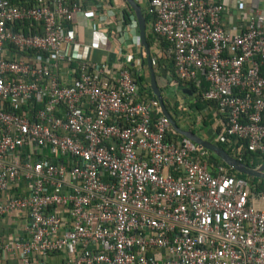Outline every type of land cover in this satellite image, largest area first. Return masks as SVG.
Segmentation results:
<instances>
[{"label": "built area", "instance_id": "1", "mask_svg": "<svg viewBox=\"0 0 264 264\" xmlns=\"http://www.w3.org/2000/svg\"><path fill=\"white\" fill-rule=\"evenodd\" d=\"M218 1L149 0L150 63L165 52L195 85L214 142L264 156V0ZM85 3L0 0V218L23 222L0 264H264V192L154 117L134 15L109 61L78 43L76 17L105 21Z\"/></svg>", "mask_w": 264, "mask_h": 264}, {"label": "crops", "instance_id": "2", "mask_svg": "<svg viewBox=\"0 0 264 264\" xmlns=\"http://www.w3.org/2000/svg\"><path fill=\"white\" fill-rule=\"evenodd\" d=\"M85 1H86L85 3L86 9L88 8L94 9V6L96 4L101 5V8H99V10H96V11L99 12L102 18H105V21L101 23L98 20V18H95L94 16H91V15L89 16L79 15L78 17H76L74 25L76 27L77 41L80 45L93 46V47L99 48L100 49L98 50L99 52L97 51L95 53L96 59H98L99 61L100 60L109 61V58H110L109 50L110 48L113 47V44H114L113 42L117 40L115 32L119 25L118 23H119L120 16H121V14L119 13L123 12L124 17L126 16L125 15L126 12L127 14L129 13V15L135 16L134 11L129 6L123 8V3H121V0H117V1L115 0H85ZM134 1L141 8L143 15L146 16L149 0H134ZM212 1L219 2L218 0H212ZM222 1L226 5L235 6L238 0H222ZM243 1L246 5H248V3L250 2V0H243ZM115 3L119 4L120 7L116 8ZM152 26H153V23L151 24V27H150V33L153 39L151 41V44L149 45L147 41V25H146V41L149 45L150 54H151V51L153 53L152 47L155 41L153 32H152ZM103 34L107 35V37H104ZM125 49L128 52L131 51L135 58V62L132 64V69L136 72V74H140L141 76H143L145 80L147 81L149 80V83H150V73H149L146 63L142 66V60L145 61L147 56H146L145 50L141 46L138 28L135 31H133L132 36L129 37L128 40H126ZM177 99H179V102H181L180 103L181 106L184 108L188 106L187 104L195 102L194 97L191 93L187 94L184 92L183 97L177 96ZM193 113H194L193 115L198 116L195 110L193 111ZM193 122H195L196 130L199 131V133L201 132L202 137L197 134L198 136H200L201 138H203L204 136L203 139L211 138L210 133L208 131H206L205 133L201 131L200 128L198 127L200 121L197 122V120H194ZM211 122H212L211 127H213L216 124V122L214 119ZM22 226H23L22 218L18 217V215L16 214L8 215V216L0 218V239L3 241H7L10 237L19 235L22 229ZM57 262H58V259L55 258L54 260L52 259L50 261V264L51 263L57 264Z\"/></svg>", "mask_w": 264, "mask_h": 264}, {"label": "trees", "instance_id": "3", "mask_svg": "<svg viewBox=\"0 0 264 264\" xmlns=\"http://www.w3.org/2000/svg\"><path fill=\"white\" fill-rule=\"evenodd\" d=\"M125 13V12H124ZM125 15L127 16V12L125 13ZM146 25H147V41L149 43V45L151 44L152 41V36L150 33V27L151 24L153 23V19L152 17H150L149 15L146 14ZM162 45H165L164 43ZM155 69V76H156V80H157V84L159 86V89L162 92V98L163 101L165 103L166 109L169 112V114L171 115V117L173 118V120L175 121V123L180 127L178 121H181L182 119L184 120H195V115H193V111L195 110V112L197 114L202 112V109L205 108V104L200 103L199 101H195L193 103H189L187 104L188 106H186L185 109H181V102H179V99H175L174 103L171 104L169 102V100H167L163 93L166 91H169L171 89H174L176 92L179 89H184V91H182V93H191L192 95H194L196 93V87L193 83L191 82H186V81H182L177 77L176 74V70L174 67V63L173 60L166 55V53L164 52V56L159 58L158 64L157 66L154 67ZM133 70V69H132ZM134 75L136 78H138V80H140L141 82V86L139 87V92L142 93L145 98H149V99H156V97L152 94L151 90L149 89V80H145L143 78V76H139L137 77L136 72L133 70ZM202 88L205 89L207 88L206 83H202ZM178 96V95H177ZM162 113L156 112L154 114V117H158L159 115H161ZM197 116V115H196ZM210 120V121H209ZM213 120V116L211 114H208L207 116H204L201 123L199 124V128L201 131L204 130V128H208L211 126L212 121ZM192 121V124H190L189 126L185 127V128H181L182 130H187V131H191L196 133V129H195V122ZM172 133V132H171ZM210 141V139H209ZM213 143H215L217 146H219L220 148L224 149L229 155H231L232 157L236 158L237 160L241 161L242 163H245L249 166L252 167H258L262 164H264V156H260L259 154L256 153H250V152H244L243 155L241 157H237L236 155H234V153L232 152L231 149L228 148L227 145L224 144H220V143H216L212 140ZM209 153V157H208V165H209V169L211 170V172H214L216 170V168L218 167V165H223L224 167H226L228 169V174L230 176H234L237 178H245L250 185L252 186L253 190H255L256 192H264V180L261 179H255V178H249V177H245L243 175H240L238 173H236L235 171L231 170L230 168H228L222 161H220L216 156H214L212 153Z\"/></svg>", "mask_w": 264, "mask_h": 264}, {"label": "water", "instance_id": "4", "mask_svg": "<svg viewBox=\"0 0 264 264\" xmlns=\"http://www.w3.org/2000/svg\"><path fill=\"white\" fill-rule=\"evenodd\" d=\"M128 6L134 11L138 30H139V38L141 41V46L145 50L146 53V60H142V66L146 63L147 68L150 73V83L149 89L151 90L152 94L156 97L159 101L162 114L167 117L170 121L172 129L179 135L188 138L193 143L198 145L200 148L212 153L216 156L220 161H222L228 168L235 171L236 173L243 175L249 178L261 179L264 180V164L258 167H252L241 161L237 160L236 158L229 155L224 149L217 146L215 143L208 141L206 139L201 138L196 133L191 131L182 130L170 116L169 112L166 109L165 103L162 98L161 90L158 87L156 76H155V69L150 63V49L149 45L146 41V19L143 15L141 8L135 3L134 0H125Z\"/></svg>", "mask_w": 264, "mask_h": 264}, {"label": "rangeland", "instance_id": "5", "mask_svg": "<svg viewBox=\"0 0 264 264\" xmlns=\"http://www.w3.org/2000/svg\"><path fill=\"white\" fill-rule=\"evenodd\" d=\"M182 91H184V89H179L177 92L174 89H171L169 91L164 92L163 95H164V97L167 100H169V102L171 104H173L174 103V100L177 99V95L180 96V97H183ZM178 123H179V125H180L181 128L182 127L185 128L186 126H189L190 124H192V120H185V119L183 120L182 119L181 121H178ZM204 130H206L208 132H211L210 127L204 128ZM196 134H198V135H200L202 137L201 132L199 133V131H197V130H196ZM203 138H204V136H203ZM212 140L214 141L213 138L210 139L211 142H212Z\"/></svg>", "mask_w": 264, "mask_h": 264}]
</instances>
